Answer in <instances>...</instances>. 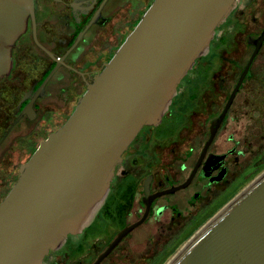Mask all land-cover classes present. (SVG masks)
<instances>
[{
	"label": "flooded vegetation",
	"instance_id": "af4514ba",
	"mask_svg": "<svg viewBox=\"0 0 264 264\" xmlns=\"http://www.w3.org/2000/svg\"><path fill=\"white\" fill-rule=\"evenodd\" d=\"M153 1L35 0L11 50L10 70L0 78V202L20 166L68 119L87 83ZM263 30L264 0H237L189 72L196 75L191 89L180 94L188 73L159 124L144 126L123 153L89 225L44 264H93L122 229L140 220L99 264H167L240 191L241 178L256 168V145L264 143V130L255 133L253 125H261L264 105L236 102L248 82L264 87V41L203 149L209 123L223 110Z\"/></svg>",
	"mask_w": 264,
	"mask_h": 264
},
{
	"label": "water",
	"instance_id": "95a60500",
	"mask_svg": "<svg viewBox=\"0 0 264 264\" xmlns=\"http://www.w3.org/2000/svg\"><path fill=\"white\" fill-rule=\"evenodd\" d=\"M237 0H154L77 99L68 119L41 141L0 202V264H44L103 205L122 155L144 126H156L181 81L204 56ZM35 0H0V78L33 16ZM264 41V30L221 113L212 142ZM240 191L167 264H264V159ZM236 189V190H237ZM142 220H140L141 222ZM122 229L99 264L136 225Z\"/></svg>",
	"mask_w": 264,
	"mask_h": 264
},
{
	"label": "rangeland",
	"instance_id": "374dc122",
	"mask_svg": "<svg viewBox=\"0 0 264 264\" xmlns=\"http://www.w3.org/2000/svg\"><path fill=\"white\" fill-rule=\"evenodd\" d=\"M194 73H189L188 78L190 79V82L188 81L187 84L182 83V86L180 88V94L183 93L185 90H190L191 85L193 84V78H195ZM243 95H241L239 100L236 102V104H241V105H253L257 103L259 100L264 99V87L259 86L257 81H250L248 82L245 87L244 91L242 92ZM249 98H251V101H249ZM261 116L264 117V113L261 112ZM239 123H243V119H241ZM260 120H263L261 125H258L256 122L253 123L255 125V133L261 134L260 131L264 130V118L261 117ZM260 127V128H259ZM259 147V155H257L256 164L259 163L262 158L264 157V143L261 145H256ZM259 157V158H258Z\"/></svg>",
	"mask_w": 264,
	"mask_h": 264
},
{
	"label": "trees",
	"instance_id": "16d2710c",
	"mask_svg": "<svg viewBox=\"0 0 264 264\" xmlns=\"http://www.w3.org/2000/svg\"><path fill=\"white\" fill-rule=\"evenodd\" d=\"M264 84H262V86H263ZM255 104H259V105H264V99H261L260 101H258L257 103H255Z\"/></svg>",
	"mask_w": 264,
	"mask_h": 264
}]
</instances>
